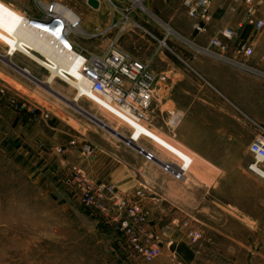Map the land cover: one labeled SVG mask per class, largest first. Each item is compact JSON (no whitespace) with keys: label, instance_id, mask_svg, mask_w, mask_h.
I'll return each mask as SVG.
<instances>
[{"label":"rangeland","instance_id":"obj_1","mask_svg":"<svg viewBox=\"0 0 264 264\" xmlns=\"http://www.w3.org/2000/svg\"><path fill=\"white\" fill-rule=\"evenodd\" d=\"M58 1L81 17L82 27L87 32H102L97 37L79 38L81 46L102 53L115 35H112L113 30L104 32L112 19L107 12L110 2L104 0L102 8L96 9L88 4V0ZM113 1L118 4L119 10L133 6L131 19L152 32L156 45L159 44L157 39L168 33L167 24L174 30L166 42L176 54L162 48L172 60L174 69L171 70L165 60L159 63V60L154 62L150 58L152 69L167 75V81L158 90L156 101L160 103L164 99L166 90H174V99L180 101L194 96L208 97L209 86L204 80H209V77L201 71L200 75L195 73V60L202 58L210 61L216 57L202 52L194 42L197 39L192 41L185 37L179 24L182 16L178 14L171 20V11L162 8L161 0H143L144 7L130 0ZM18 2L31 10L32 14H37L34 0ZM182 4L181 1V8L187 11ZM19 15L18 9L0 0V84L26 101L23 109L12 108L5 100L0 101V264H264V178L248 168L253 160L252 154L247 152V140H252L254 133L250 122L241 120L244 122L241 123L233 118L240 125L239 133L243 140L239 145L237 139L233 160L226 163L200 162L197 167L196 155L163 133H170L174 128L172 120H176V117L169 116L167 119L164 113L163 117L154 116L152 120L150 111L148 120L133 124L114 114L118 112L104 100L92 101L90 96H93V92L84 93L85 97L76 100L74 105L72 99L76 89L73 86L57 78L47 86L48 70L22 53L10 57L5 47L8 45L10 48V38L5 39L3 33L15 24ZM128 30L144 33L135 26ZM237 31L233 38L226 39L230 52L245 42L242 40V27ZM258 33L263 34L264 29H259ZM217 35L222 37L221 32ZM120 41H117L118 46L132 55L121 46ZM135 53L141 56L143 51L135 49ZM216 60L224 62L218 58ZM19 67L28 68L30 75ZM238 69H231L234 75L240 76L249 86L257 85L255 97L250 92L236 89L241 99L253 102L255 112H250L231 98L264 124V78ZM31 75L40 82L32 79ZM103 104L110 109L107 110ZM168 109H171L169 104L162 107V110ZM45 112L50 114L47 119L40 117ZM56 120L68 133L62 134L65 142L81 135L79 132L93 138L103 135L119 137L102 126L103 123L125 138L133 135L130 138L132 143L155 152L159 160L169 161L181 156L188 164V173L183 180L163 171L167 179L176 181L173 185L177 189L175 195L169 190L155 188L154 171L149 178L137 173L133 179V184L136 183L134 189L147 186L146 204L150 215L145 229L153 238L159 237L162 247V253L154 260H142L129 247L127 238L115 226L112 218L88 210L68 191L62 176L67 165H60L54 152L43 151L47 148H43L39 139H42L43 127L47 126L45 123L51 125ZM155 124L163 126V131L155 129ZM136 138L138 141L134 142ZM128 146L132 147V164L142 167V153L131 144ZM44 158L49 164L43 163ZM216 163L228 166L220 177ZM152 165L154 170L157 169L156 164ZM204 169L206 175H203ZM140 177L144 182L142 184L135 180ZM154 198L161 199L171 206V210H175H169L174 223L167 224L164 219L162 222L165 224H158L155 228L151 219L155 212ZM229 204L236 205L239 211L229 207ZM178 207L183 210L179 212ZM192 229L201 234L196 240L188 234Z\"/></svg>","mask_w":264,"mask_h":264},{"label":"built area","instance_id":"obj_2","mask_svg":"<svg viewBox=\"0 0 264 264\" xmlns=\"http://www.w3.org/2000/svg\"><path fill=\"white\" fill-rule=\"evenodd\" d=\"M102 1L104 0H99V7L102 6ZM130 1L135 3L137 0ZM108 2L111 5L107 12L112 19L104 32L116 30V34L109 41L107 48L100 54L85 46H81L79 38L97 37L102 32L80 34L77 27H82L81 17L74 22L68 21L65 12L58 9L60 6H68L58 0H34L37 14L23 11L21 12L22 20L31 29L49 36L59 48L75 57L76 61H78V74L90 84L93 92V96H90L92 101L101 102L100 99L102 98L105 103L121 111L125 118L116 112L114 114L125 121L130 119L141 123L148 120V114L152 109L153 103L157 100L158 90L167 81V75L156 73L152 69V59L135 58L118 46L117 41L122 33L129 28H134V26L140 28L151 37H154V35L141 24L131 19L132 10H134L133 6H126L119 10L118 4L113 0H108ZM243 2L249 23L262 27L264 20L255 18V0H243ZM183 4L189 16L194 19V29L196 31L204 30L205 26L202 22H206L210 18L211 0H183ZM141 7H144L143 4ZM166 26L168 27V33L163 38L157 39L159 48L165 47L176 54L166 42L168 35L174 33V30L170 31L172 28L168 24ZM237 33L233 27L225 28L221 31L223 38L220 35L213 36L209 40L208 45L199 46V49L252 75L264 78V53L256 57L254 46L248 42L237 45L233 52H230L227 40L233 38ZM5 47L6 53H10V57H13L18 52L27 56L26 53L19 50L12 52L8 45ZM24 50L26 52H34V50L26 46ZM37 55L39 61L35 62L45 70H48L46 66L49 65H46V63L50 64L51 62L45 56ZM62 74L64 77L57 76L58 78H56L66 83H69L68 78L79 79V77L72 76L67 71ZM204 82L211 85L206 79ZM224 99L236 110L243 121L246 120L253 126L254 137L249 143V152L252 154L253 160L248 165V168L262 176L264 174V124L252 118L230 99L226 97ZM1 100H5L10 107L16 109H23L26 106V101L18 94L11 92L3 84H0ZM103 106L107 110L110 109L106 104H103ZM49 116L50 114L45 112L40 117L47 119ZM126 138L130 141L128 136ZM128 141L126 143L130 145ZM71 143H75V140H71ZM82 148L86 156L93 157L94 147L86 144ZM62 149L64 148H59V150ZM141 149L143 152H140L144 154L145 159L156 162L165 173L180 180L186 178L188 164L184 163V159L181 156L180 158L175 156V159L163 161L157 159L159 157L155 152L143 147ZM175 165L176 168H174ZM63 182L68 191L85 208L112 218L115 226L127 238L129 247L142 260L152 261L162 253L159 237L155 236L153 238V235L151 233L148 234L145 229L150 215L149 207L145 200L147 186L136 188L133 191H123L114 183L94 180L84 168L76 164L69 167ZM188 234L193 240L201 236L199 231L193 229Z\"/></svg>","mask_w":264,"mask_h":264},{"label":"crops","instance_id":"obj_3","mask_svg":"<svg viewBox=\"0 0 264 264\" xmlns=\"http://www.w3.org/2000/svg\"><path fill=\"white\" fill-rule=\"evenodd\" d=\"M3 1L18 9L20 12L25 11L32 14L31 10L18 2L19 0ZM161 1L163 3V6L161 5L162 8L171 11V15L169 16L171 20H173L178 14L182 16V21L179 23L181 25V30L185 32V37L191 39L192 41L197 39L194 41L197 42L195 43L197 46L208 45L209 40L225 28L233 27L237 31L239 27H242V40L254 46L255 56L257 57L264 53V33H258L259 29H264V25L262 27H257L254 24L249 23L243 0H211L209 9L210 18L206 22H202L205 29L200 32H196L194 30V19L189 16L186 10L181 8L180 3L181 1L183 2V0ZM255 2V18L264 20V0H255ZM100 8H102V6ZM182 10L183 12H181ZM110 21L111 20H109V22ZM114 34H116V30H113L112 32V35ZM120 40L121 46L132 52V55L135 58L143 60L152 58L154 62L159 60V63L165 60L171 70L174 69L172 60L169 56H167V54H165L162 48H159V45L155 44L153 38L148 34L127 29L120 36ZM135 49L143 51L141 56L135 53ZM8 55H10V53H8ZM195 65L197 66V68H195L196 74L200 75L201 72H203L204 76L207 75L209 77L210 81H208L211 84H208L209 91H207V94L209 96L206 98L194 96L189 98L187 101H180L178 99H174V90H166L164 99L160 103L159 101H156L150 110L153 117L152 120H154V116L163 117L164 113L167 116V119L169 116L170 118L176 117V120H172L174 128L170 131V133L161 130L163 126H157L156 124L154 125L155 129L161 132L163 131L164 134L170 136L172 141L188 150V152L196 155L195 161L197 167L200 165V162L212 163L222 161L226 163L228 160L234 159V148L236 146L237 139L239 140V145H242L243 141L241 133H239L240 125L234 121L233 118H236L241 123L244 122H242L243 120L240 115L231 105L227 103L224 97L230 99L242 110L244 109L238 103L242 104L246 109H249L250 112H255L253 102L241 99L240 92L238 95L236 89H238V91L245 90L248 93L250 92V94L255 97L256 92L254 90L257 89V85H255V87L247 85V83L242 81L240 76L237 74L234 75L231 70L232 68L239 70L238 68H234L228 63L222 61L220 62L213 57L210 61L198 58L195 60ZM155 72L163 73L157 71L156 69ZM256 80L259 79L256 78ZM233 88H235V92L233 91ZM168 104L171 109L166 111L162 110V107ZM244 111L252 118L259 120L246 110ZM72 117L75 116L72 114ZM69 118L71 117L69 116ZM48 124L49 123H45L47 126L43 127L42 139H39L42 141L43 148H47V150L43 151H48L50 153L54 152L58 155L59 164L63 166L67 165V168L65 172H63L62 176L67 174L70 164H77L78 166L84 168L96 181L102 180L114 183L118 188L121 186L120 189L123 191H132L134 190V185L136 184H133V179L134 177H137V173L140 174L139 176L149 178L150 174L152 175V171H154L156 176L153 180L155 188L169 190L175 195L177 189L175 190L173 185H175L174 183H176V181L167 179L161 167L156 162L145 160L143 153L141 154L144 159L143 166H134L132 164V147L128 146L124 140H121V138H116L113 135V138L103 135L99 136L102 137L100 139L99 137L93 138V136H85L79 132L81 135H74L76 137L74 138L75 143H71V140L65 142L62 134H66L67 132L64 128H61L58 124V120L54 121L51 125ZM252 134L254 137V133ZM132 136L129 137L131 138ZM137 141L138 140L136 138L134 142ZM247 141L250 143L251 140ZM144 143L146 144V142ZM86 144L95 148L93 157L86 156L83 151L82 147ZM62 146H65V148L59 150ZM140 146L142 147V145ZM247 152L250 153L249 150ZM43 163H46L47 165V163L49 164V161L44 158ZM149 163L156 164L157 169L154 170L153 165ZM225 163H216L215 165L216 168L220 170L219 177L226 169H228V166ZM191 173V176L194 178L195 175L193 172ZM206 173L207 172L204 169L203 175H206ZM141 179L142 178L140 177L135 180L138 181L139 184H142L144 182ZM176 195H178V193H176ZM150 200L151 199H149V201ZM146 201L148 202V199H146ZM168 202L173 204L170 201ZM154 204L155 212L153 218L151 219L154 220L155 228L158 224H165L162 222L164 219L167 220L164 221L167 222V224L174 223L175 219L170 211L175 212V210H171V206L163 203V201L159 198H154ZM229 207L239 211L236 205L233 206V204H229ZM182 210V208L178 207L179 212ZM230 212L233 213V210ZM168 219L170 221H168ZM166 227H169V225H166Z\"/></svg>","mask_w":264,"mask_h":264},{"label":"bare ground","instance_id":"obj_4","mask_svg":"<svg viewBox=\"0 0 264 264\" xmlns=\"http://www.w3.org/2000/svg\"><path fill=\"white\" fill-rule=\"evenodd\" d=\"M141 1L142 0H137L135 3L139 6H142ZM98 8H100V7H98ZM58 9L65 12L66 17L68 18V21L74 22V21H77L80 17L76 12H74V10L70 9L69 7L60 6ZM77 29H78V32L80 34L88 33L83 27L79 26V27H77ZM170 31H172V29H170ZM3 36L5 39L10 38V43H11L10 49L12 52L14 50H19L21 52H24L27 54V57L29 56V58H31L33 61H36V62L39 61L38 60L39 57L37 54H41V55L45 56L51 62L50 64L46 63V65H49V66H46V68L49 70V75L47 76V78L45 80V84L47 86H50V84L53 82V80L57 76L58 77H61V76L64 77V75L62 73L65 71L69 72L72 76L79 77V79H72V78L67 79L69 84L76 89V94L72 99V102L74 105H75L74 102L76 100H78L81 96H83L84 93L92 92L89 82L82 79L80 77V75L78 74V71H77L78 61H76L75 57H73L71 54H67L61 48H59L49 36L44 35L38 31L28 27L25 24L24 20H22L21 12H20V15H19L17 21L15 22V24L13 26L7 28L4 31ZM25 46L31 48L32 50H34V52H31V51L26 52L24 50ZM7 60H8V57H7ZM22 71L24 73H26L27 75H30L29 70L24 68V69H22ZM32 79L36 80L37 82H40L34 76H32ZM110 106H112V105H110ZM112 108H114L118 112V114H121L122 117L125 118L124 114L121 111L117 110L114 106H112ZM127 121L130 123H133V124L140 123V122L132 121L130 119H127ZM101 124L105 128L108 127L107 125H105L103 123H101ZM117 127H118V125H117ZM128 139L130 140V137ZM174 168H176V165ZM261 177L264 178V174Z\"/></svg>","mask_w":264,"mask_h":264},{"label":"water","instance_id":"obj_5","mask_svg":"<svg viewBox=\"0 0 264 264\" xmlns=\"http://www.w3.org/2000/svg\"><path fill=\"white\" fill-rule=\"evenodd\" d=\"M88 4L90 6H92L93 8H98L99 7V1L98 0H88ZM19 69L22 70V68L19 67ZM108 130H110L111 132H113L115 135L119 136L120 138H122L124 141H128L127 138H125L124 136H122L121 134H118L117 132H115L112 128L107 127ZM130 144H132V146L136 149H138L139 151L143 152V150L138 146L135 145L134 143H132L131 141H128Z\"/></svg>","mask_w":264,"mask_h":264}]
</instances>
